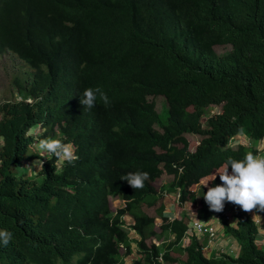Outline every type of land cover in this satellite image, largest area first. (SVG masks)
Instances as JSON below:
<instances>
[{
  "label": "trees",
  "instance_id": "16d2710c",
  "mask_svg": "<svg viewBox=\"0 0 264 264\" xmlns=\"http://www.w3.org/2000/svg\"><path fill=\"white\" fill-rule=\"evenodd\" d=\"M226 44L217 54L214 46ZM6 52L28 64L33 79L24 88L16 81L21 99L0 102V228L13 233L0 264H122L119 245L131 252L124 213L140 236L133 264H162L160 255L165 263L264 264L242 210L235 227L222 224L237 242L235 257L206 256L195 236L177 246L184 222L164 216L156 233L147 213L160 200L152 182L162 176L181 188V201L198 202L199 218H211L207 188L188 187L222 173L229 157L257 152L231 141L264 138V0H0V56ZM88 87H101L110 106L98 97L84 109ZM156 95L166 99L165 120L147 99ZM35 125L43 130L37 137L29 133ZM187 133L200 136L193 152ZM51 135L75 145V166L54 175L55 158H46L38 175L19 172L30 146ZM137 170L150 179L135 191L120 177ZM220 183L217 174L208 187ZM110 196L126 200L115 214ZM165 232L173 236L163 252L146 244Z\"/></svg>",
  "mask_w": 264,
  "mask_h": 264
},
{
  "label": "clouds",
  "instance_id": "9594fccd",
  "mask_svg": "<svg viewBox=\"0 0 264 264\" xmlns=\"http://www.w3.org/2000/svg\"><path fill=\"white\" fill-rule=\"evenodd\" d=\"M156 96L164 97L163 95ZM98 97L103 102L105 107L110 106V100L108 98V95L103 91L101 87L85 88L81 94L80 103L84 105V109L90 110L96 107ZM27 101L30 100L27 99ZM158 114L160 116V113ZM192 135L197 136L196 134ZM199 140L200 138L197 140L196 145L193 149H189L190 152H193L196 149V146L199 144ZM261 141H264V138L257 141H252L246 135L238 134L232 137L231 142H233L234 144L240 142L245 143L247 145L255 146V144H258V142ZM34 150L39 157H44L48 160H50V158H55L53 163L55 169L54 175L62 174L65 164L75 166L76 161L80 159V157L77 155V149L73 143H65L61 139H55L52 137L38 139L36 144L34 145ZM256 154L257 152L255 154L251 152L246 153L243 159L239 160L229 157L224 166L225 170L222 173H214L212 175L201 177L197 183H194L188 187V190L193 193H196L200 187L207 188V191L204 192L203 199L208 205L209 210L212 212H216V214H214L209 219L199 218L197 216V207L199 206L198 202L194 203L189 199L185 201L180 200L181 188L179 186L170 188L162 176L153 181L152 185L155 189L154 191L157 196H160V200H154V203L150 206L151 208H154V213L156 212V216H152L154 218L156 233L160 232L159 226L163 222L162 217L165 216L170 220L180 219L186 225V230L184 232L183 237L178 242L177 246H185L189 244L191 237L195 236L201 242L202 250L204 251L206 256L219 257L223 254L235 257L238 249L237 242L231 235L225 233L222 224L225 223L228 226L235 227L237 225V213L239 210H242L252 217L254 226L256 228L255 241L259 248L264 250V215L262 214L264 213V159L258 158ZM174 166H176V164ZM229 166H231L230 173L228 171ZM28 168L30 171H33V168H36L37 171L35 172L37 173L43 172L44 160L37 159L33 161L32 165L28 166ZM178 170L182 171V166H178ZM217 174L219 175L221 183L217 184L215 187H208V183L210 181H214L216 179ZM149 179L150 174L148 172L139 170L135 172H128L120 177V180L127 181L128 185L135 191L142 190L145 187V182ZM156 182H161L159 188L155 187ZM170 198L173 199V203H170ZM121 201L123 202L122 206L119 205V202ZM167 201L170 203L169 205ZM112 202L114 203L113 206L115 207V210L111 211L115 214L117 210L125 207L126 200L121 199L117 196H110V209L112 206ZM226 203L232 204L225 206ZM160 204H162L163 208L161 210V213L159 214L156 211V208ZM173 205L182 208L183 214L175 216L174 214L176 213V209L175 207H173ZM187 210H189V214L185 215L184 212ZM227 215L230 217V221H227L225 219ZM155 218L161 219V223L158 225V227L156 226ZM128 219L131 220L128 221ZM194 220L211 222V224L215 228V235L212 244L208 245V236H198L192 231L191 223ZM134 222L135 221L133 216L128 213H124L120 216L121 227L126 231L127 238L130 240L131 245V252L129 254L126 253L127 251L125 245H119L118 258L122 261V264H124L126 257H128L130 260L135 261L141 256V253L139 252V248L136 243V241L140 239V236L134 228ZM156 228H158L159 230L157 231ZM172 236L173 235L169 232H165L161 237H159L158 235L151 236L155 240H159L160 244L157 245L155 240L154 242L148 243L147 240L151 237L146 239V244L150 245L153 243L159 248L160 252H163L162 243H168ZM224 236L225 241L219 239V237L223 238ZM12 240L13 233L8 229L0 228V247H7L12 242ZM96 246L99 247V243ZM227 246H229L230 249L235 250L233 256L225 252V247ZM216 247L218 249H215ZM132 253L134 254V256H131ZM158 260L162 264H165V262L162 261L161 255L158 257ZM174 263L178 264L177 262H172L170 264Z\"/></svg>",
  "mask_w": 264,
  "mask_h": 264
},
{
  "label": "rangeland",
  "instance_id": "374dc122",
  "mask_svg": "<svg viewBox=\"0 0 264 264\" xmlns=\"http://www.w3.org/2000/svg\"><path fill=\"white\" fill-rule=\"evenodd\" d=\"M230 45H216L214 46V49L217 54H222L230 49ZM33 79V69H31L28 64H26L24 61L18 59L14 54L10 52H6L0 56V102L6 101V100H14V99H21L22 95L20 94L18 88V82L21 85V88H24L28 86L29 82ZM23 90V89H22ZM25 90V89H24ZM32 100V99H31ZM149 101H153L155 104V109L158 113H160L161 120H165L166 114H165V109L167 108V102L162 96H148ZM216 111V107H212L209 109L208 112H214ZM154 127L157 130H161L160 126L156 123ZM42 128L39 127V125L33 126L30 130L29 133L32 134L33 136L37 137L39 136L40 133H42ZM52 138H55L54 136L51 135ZM186 138L189 141V149H193L196 145L197 140L200 138V136H195L192 134H186ZM243 141V140H241ZM36 143L32 144L28 150V153L30 154L28 163L26 165H23V168H18L19 172L20 171H26L27 174L32 177L34 175H38L37 169L33 168V171H30L28 166L32 165V162L37 160V159H46L44 157H39L34 150V145ZM231 145L235 146L233 142H231ZM254 148L257 149V156L258 158L264 159V141L258 142V144H255L253 146ZM259 149V150H258ZM40 177V176H39ZM38 177V178H39ZM40 179V178H39ZM159 181V180H158ZM161 185V182H156L155 187L159 188ZM168 205L170 203H173V199L170 198V203L167 201ZM111 210H115V207L113 206L114 203L112 202L111 204ZM119 205H123V202H119ZM176 209V213L174 214L175 216H179L183 214V210L180 207L174 206ZM189 210L185 211L184 214H189ZM148 213L151 216H156L154 213V208L148 209ZM131 219H128L130 221ZM155 223L156 226L161 223V219L155 218ZM158 231L159 229L156 228ZM154 238L151 237L147 240L148 243L154 242ZM156 244L159 245L160 241L155 240ZM162 250V248H161ZM130 256V255H128ZM131 256H134L132 253ZM134 260H130L128 257H126L124 264H133ZM165 264H170V263H165ZM176 264V263H174Z\"/></svg>",
  "mask_w": 264,
  "mask_h": 264
},
{
  "label": "built area",
  "instance_id": "2783aa9c",
  "mask_svg": "<svg viewBox=\"0 0 264 264\" xmlns=\"http://www.w3.org/2000/svg\"><path fill=\"white\" fill-rule=\"evenodd\" d=\"M29 100V99H28ZM232 214V213H231ZM225 219L227 221H230V217L227 215L225 217ZM191 229L192 231L200 236H208L209 238L207 239L208 245L212 244L213 240H214V235H215V228L213 227V225L211 224V222H203L201 220H194L191 223Z\"/></svg>",
  "mask_w": 264,
  "mask_h": 264
},
{
  "label": "crops",
  "instance_id": "0c3cea01",
  "mask_svg": "<svg viewBox=\"0 0 264 264\" xmlns=\"http://www.w3.org/2000/svg\"><path fill=\"white\" fill-rule=\"evenodd\" d=\"M226 236V235H225ZM225 236L222 238V237H219V239L220 240H222V241H225ZM215 249H218L217 247L215 248ZM225 252L227 253V254H230V255H234V253H235V250L234 249H230L229 248V246H227V247H225Z\"/></svg>",
  "mask_w": 264,
  "mask_h": 264
}]
</instances>
